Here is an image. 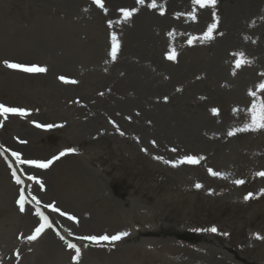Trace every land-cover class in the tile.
<instances>
[{"label": "rangeland", "instance_id": "374dc122", "mask_svg": "<svg viewBox=\"0 0 264 264\" xmlns=\"http://www.w3.org/2000/svg\"><path fill=\"white\" fill-rule=\"evenodd\" d=\"M76 1L0 0V104L26 110L23 116L0 114V158L5 166V180L14 185L11 198L0 197V264H36L35 258L41 255L46 257L41 264H88V251L107 245L106 241L84 239L92 236L86 221L76 225L79 215L87 219L84 185L91 159L93 166L102 171L109 189L116 186L128 190L127 183H132L148 194L161 188L166 197L177 196L174 208L167 206L162 211L158 208L160 221L168 229L153 236L197 242L215 227L216 232L222 233L219 243L235 261L264 264V242L263 253L259 254L254 240L255 233H259L256 226L259 211L262 212L264 240V176L258 175L264 172V128L237 131L251 125L252 103L264 100V90L259 87L264 83V72L258 74L251 85L248 75L241 78L230 75L229 80L217 73L202 71L199 63L190 61L198 55L196 49L201 46L198 56L207 59L212 55L214 32L210 40H200L195 35L183 34L180 25L181 29L174 30L172 24L153 23L140 30L136 12L125 18L121 11L135 9L137 0H101L103 7L96 0ZM258 2L261 0H217L215 7L210 6L216 17L211 15L207 28L218 22L225 6L237 8L245 4L248 7ZM155 4L157 14L165 10L163 0ZM35 28L38 30H33ZM249 28L246 38L258 45L264 44V32H249ZM28 32L49 36L50 46L38 47L33 41L25 40L24 34ZM113 34L119 42L115 59L111 56ZM145 42L150 46L149 52L142 46ZM173 52L175 59H168V54ZM180 56L184 59L182 63ZM51 58L57 62L50 64ZM64 59H69L66 64L58 62ZM5 61L35 64L46 71L25 72L9 68ZM61 76L76 83H65L59 79ZM59 84L68 85L73 91L66 109L65 99L57 91ZM252 91L256 92L255 97L250 95ZM114 96L116 99L118 96L121 103L117 114L114 113ZM80 108L83 114L87 111L88 114L82 116L75 112ZM213 109L218 111L214 113ZM81 127L84 130L78 129ZM230 132L233 134L229 135ZM122 135L199 140L250 137L258 144L240 145L232 156L230 175L224 183L243 180L235 193L244 195L230 197V206L222 212L224 205L215 197L186 189L185 178L179 173L156 169V157L146 149L119 152L109 139ZM207 147L216 149L212 141ZM108 148L113 154L108 155ZM61 152L65 155L60 156ZM13 153H19L20 160L59 158L48 168H38L20 163ZM77 169H81V175L75 172ZM14 170L25 183L24 211L18 203L22 184L16 183ZM32 170L47 172L35 176ZM248 175L253 180L246 182L244 178ZM30 176L36 179L30 180ZM67 178L75 182L71 193L66 188ZM38 191H47L43 199ZM249 193L251 197L245 199ZM14 203L19 214L29 212L34 217L24 233L21 230L16 233V221L9 208ZM47 205H54L60 211L55 212ZM38 212L48 217L51 227L31 240L29 237L43 222ZM68 222L74 225H67ZM186 227H196L200 233L181 235L177 232ZM47 232L59 243L44 244L42 237ZM69 243L79 248L78 260L73 259L76 250L69 248Z\"/></svg>", "mask_w": 264, "mask_h": 264}, {"label": "bare ground", "instance_id": "6f19581e", "mask_svg": "<svg viewBox=\"0 0 264 264\" xmlns=\"http://www.w3.org/2000/svg\"><path fill=\"white\" fill-rule=\"evenodd\" d=\"M72 1L73 3H77L76 0ZM112 1L114 0H110V2ZM159 1L161 0H155V2ZM163 1L165 10L159 14L152 7L154 0H144L143 3H139L137 0L134 3L136 24H138L140 30L142 26L144 29L145 25L150 27L153 23L172 24V29L174 30L181 29L180 26H182L183 34L195 35L200 40L207 39L205 38V33L208 30L207 20L210 19L214 11L210 5L201 7L195 3V0ZM248 7L245 4L243 6L239 4L237 8H233L230 5L225 6L221 10L222 16L218 18L217 27L213 31L214 43L211 40V44L214 45V50L212 51V55L207 59H202V56H198L199 51L203 47L201 46L196 49L198 50V55L194 56L190 62L199 63L202 71L217 73L229 80L230 75H238L240 78L248 75L249 82L253 85L257 79V75L261 74L262 71L264 72V44L261 43L258 45L248 40L245 33L249 26V32H264V0L248 5ZM33 30L38 29L35 28ZM218 35L219 38L215 39ZM24 39L30 42L33 41L32 43L38 47L44 48L49 47L51 41L49 36H40L35 32L32 35L30 32L25 33ZM145 41L150 43V40L145 39ZM148 42H145L142 46L149 52L150 46ZM241 54L243 55L241 56ZM179 59V62H184L182 56ZM68 60H59L58 62L66 64ZM238 61L245 62L241 63L240 67H237ZM55 62L57 60L51 58L50 64ZM259 62L262 68H259ZM46 65H48V62ZM139 65L143 70L148 71L143 65ZM85 71L83 69V72ZM238 82L237 80L236 83ZM57 88L58 94H60L62 99H65L66 109L68 105L67 101L73 98L71 94L73 91H70V87L65 84H59ZM112 101H114V113L117 114L121 106L119 97L117 96L116 99L114 96ZM84 109L88 110L86 106ZM75 112L78 114L82 113V116L88 114L87 112L83 114V108ZM116 119L120 121L119 116H116ZM78 129L84 130L83 127ZM109 140L111 144L117 145L119 152H134L139 148H144L147 153H151L155 157H162V159L156 158L154 160L156 169H171L179 173L185 178L186 189L215 197L218 202L224 205L221 208L222 212L225 211L226 207L230 206V202L228 201L230 197L236 196L240 198L244 195L235 193L238 187V184L235 182L229 181L230 184L224 183L230 175L232 156L239 151L238 147L240 145L258 144L256 139L250 137L241 139L216 137L199 140L187 137L138 138L136 136L122 135L110 137ZM210 141L215 143L216 149L207 147V143ZM107 153L111 155L113 151L108 148ZM185 156H196L202 159H200L198 164L177 163L174 166L173 163H169L170 161H179ZM91 160L87 167L84 185V193L87 201V219L79 215L80 221L76 225L86 221L89 227L88 233L92 236L115 235L119 232H127L128 235L118 241H106L107 245H101L98 249H90L87 254L88 264H240L219 243L222 235L221 232H210L197 242H188L172 237L153 236L158 231H166L168 229L167 225L160 221L159 215L167 206L170 208L176 206L178 203L177 196L169 194L166 197L163 195V190H160L161 188L152 190L153 192L147 190L152 192V194H148L132 183H127L128 190L116 186H114L115 189H109L108 183L102 176V171L93 166ZM4 168L5 166L0 158V197L11 198L14 185L7 178L5 180ZM209 169L219 172L222 175L213 176L209 172ZM32 171L35 176H40L47 172L39 170ZM75 172L81 175V169H77ZM244 180L248 182L252 181L253 178L248 175ZM43 181L46 184V181ZM197 183L202 186L200 188L195 187ZM74 185L75 182L72 178L66 179V188L69 193H71V188ZM164 188L166 187L164 186ZM46 192L41 193L38 191L37 194L43 199ZM79 192L80 190L76 194ZM262 197L263 194L260 196V199ZM159 207L161 211H157ZM9 208L13 216L11 217L16 221V233L20 230L24 233L27 226L31 222H34V217L29 212L19 214L15 203ZM257 215L259 221L256 226L259 228V233H255L254 240L257 241L259 246L257 247V252L262 254L263 250L261 247L264 242L261 223L262 212L259 211ZM245 223L247 224V221ZM70 224L74 225L70 222L67 225ZM240 230L244 232V229L240 228ZM177 232L181 235L200 233L196 227H186L179 229ZM42 238V242L47 246H50L52 242L59 243L49 232L44 234ZM45 260L46 257L41 255L35 258V263L41 264Z\"/></svg>", "mask_w": 264, "mask_h": 264}, {"label": "snow or ice", "instance_id": "6c2138e0", "mask_svg": "<svg viewBox=\"0 0 264 264\" xmlns=\"http://www.w3.org/2000/svg\"><path fill=\"white\" fill-rule=\"evenodd\" d=\"M96 2L98 4H100L101 7H103V4L101 3V0H96ZM139 3H143L144 0H138ZM195 3H197L198 5H200L201 7H204L206 5H210L212 7H215L217 0H195ZM152 7H156L155 4V0L152 4ZM121 11L124 13L125 18H128L129 16L132 15V12L135 11V9H133L132 11H129L128 9H121ZM212 16L215 18L216 17V13L213 11L212 12ZM217 27V23L214 22L212 23L209 27L207 32L205 33V38L207 39H211V34L213 33V31L216 29ZM119 49V42L115 36V34H113L112 36V49H111V56L113 59H115L117 51ZM243 54H241L242 56ZM168 59L170 60H174L175 59V53H170L168 54ZM245 61H238L237 62V67H240V64L243 63ZM5 63L7 64V66L9 68H14V69H19L25 72H45L46 69L43 67H39L35 64L33 65H24V64H18V63H9L7 61H5ZM60 80L64 81L65 83H76V81H70L68 80L66 77L61 76L59 77ZM262 90H264V83H261L259 86ZM250 95L255 97L256 96V92L252 91L250 92ZM214 113L217 112V109H213L212 110ZM251 113H252V123L251 125H245V127L243 129H237V131H247L249 129L255 130V129H261L264 128V100L259 101V103L257 102H253L252 103V107H251ZM0 114H4L5 116L7 114H18V115H25L26 114V110L22 109V108H15V107H6L3 104H0ZM38 127H51V125H37ZM233 133H229V135H232ZM154 143V142H153ZM67 151H75V149H68ZM174 151V149H173ZM14 156H16L17 160H20V155L19 153H13ZM60 156L65 155V152H61L59 154ZM59 157L54 156L51 160H47V161H41V160H20V163L22 164H27V165H34L38 168H48L49 165L53 162V160L58 159ZM157 159H162V157H156ZM200 159L202 158H198L196 156H185L183 158H181L179 161L176 162H169V163H173L174 166L175 164L179 163V164H183V163H187V164H198L200 162ZM209 172L213 175V176H220L222 175L219 172H215L211 169H209ZM12 175L15 177L16 179V183L17 184H21L22 181L20 180V178L18 176H16V172L15 170L13 171ZM258 175L264 176V172L258 173ZM30 180H35L36 178L33 176L29 177ZM236 184H242L244 183L243 180H236L235 181ZM202 185L200 184H196L195 187L200 188ZM41 187H43V185L41 184ZM251 193L248 194V196L245 197V199H249L251 197ZM18 203L20 204V210L24 211V196L23 194L20 195V199L18 201ZM47 207H51L53 209V211L55 212H59L60 209L56 208L54 205H47ZM38 216H40L41 220L43 221L42 223L39 224L38 227L35 228V233L29 237V239L34 240L36 239V237L41 234V232L47 228V227H51L49 221H48V217L45 216L42 212H38L37 213ZM63 215V213H62ZM70 219H75V217H70ZM212 232H216L217 229L215 227H212L211 229H209ZM128 233L127 232H119L115 235H101V236H89V237H85L84 239H88V240H92V241H118L120 240L122 237L127 236ZM63 239V237H61ZM261 238V237H258ZM69 248L75 249L76 250V255L73 257V259H79L80 256V250L79 248H77L76 244L73 243H69L68 244Z\"/></svg>", "mask_w": 264, "mask_h": 264}]
</instances>
